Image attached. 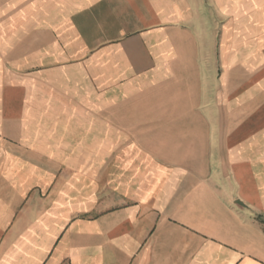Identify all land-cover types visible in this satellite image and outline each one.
Here are the masks:
<instances>
[{
	"label": "crops",
	"instance_id": "crops-1",
	"mask_svg": "<svg viewBox=\"0 0 264 264\" xmlns=\"http://www.w3.org/2000/svg\"><path fill=\"white\" fill-rule=\"evenodd\" d=\"M0 264H264V0H0Z\"/></svg>",
	"mask_w": 264,
	"mask_h": 264
},
{
	"label": "rangeland",
	"instance_id": "rangeland-1",
	"mask_svg": "<svg viewBox=\"0 0 264 264\" xmlns=\"http://www.w3.org/2000/svg\"><path fill=\"white\" fill-rule=\"evenodd\" d=\"M133 103H134V104H137V101L130 102V104H133ZM243 120H244V119H242V122H243ZM244 121H246V120H244ZM242 125H243V124H242ZM245 128H246V127H245Z\"/></svg>",
	"mask_w": 264,
	"mask_h": 264
}]
</instances>
